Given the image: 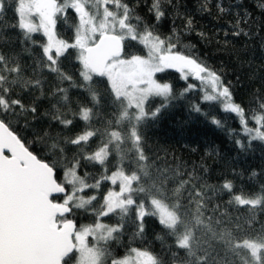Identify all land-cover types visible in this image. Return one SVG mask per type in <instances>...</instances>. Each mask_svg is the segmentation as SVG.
<instances>
[{
	"label": "snow or ice",
	"instance_id": "6c2138e0",
	"mask_svg": "<svg viewBox=\"0 0 264 264\" xmlns=\"http://www.w3.org/2000/svg\"><path fill=\"white\" fill-rule=\"evenodd\" d=\"M180 9L0 0V264H264V170L211 184L206 163L169 166L148 145V129L183 104L238 155L264 148V91L244 105L222 71L182 51L193 19ZM231 35L264 53L251 13L236 14Z\"/></svg>",
	"mask_w": 264,
	"mask_h": 264
},
{
	"label": "trees",
	"instance_id": "16d2710c",
	"mask_svg": "<svg viewBox=\"0 0 264 264\" xmlns=\"http://www.w3.org/2000/svg\"><path fill=\"white\" fill-rule=\"evenodd\" d=\"M178 2L181 5L180 10L190 14L193 19V30L183 36L181 50L189 55L195 53L210 68L222 71L225 81L232 82L236 100L247 105L253 90L264 91L261 87L264 80L259 79L264 77V53L256 44L243 36L234 37L231 32L238 12H249L257 23L264 22V16L259 9V4L264 0H222L228 9L224 13H219L215 7L217 0H210V13L199 10L202 0ZM177 24L182 22L178 20ZM161 31L166 33L168 25L165 24ZM200 33L204 36L199 35ZM166 75L177 89L184 87L185 82L179 79V74L174 70H169ZM190 95L195 98L197 93ZM229 124L235 126L232 121ZM147 136L152 153L158 154L161 160L166 159L169 166L185 164L191 167L193 164L206 163L211 169L207 177L211 184L218 183L221 174L231 168L244 171L245 176L252 169L264 170V148L257 145L254 153L248 156L238 155L225 132L206 123L202 118L189 115L186 105L183 104L166 112L148 129ZM211 150H218V155L211 158L206 156V152ZM155 246L159 248L158 242Z\"/></svg>",
	"mask_w": 264,
	"mask_h": 264
},
{
	"label": "rangeland",
	"instance_id": "374dc122",
	"mask_svg": "<svg viewBox=\"0 0 264 264\" xmlns=\"http://www.w3.org/2000/svg\"><path fill=\"white\" fill-rule=\"evenodd\" d=\"M194 82V81H193Z\"/></svg>",
	"mask_w": 264,
	"mask_h": 264
}]
</instances>
